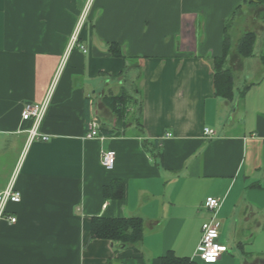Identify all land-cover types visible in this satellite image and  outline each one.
<instances>
[{
	"label": "crops",
	"instance_id": "0c3cea01",
	"mask_svg": "<svg viewBox=\"0 0 264 264\" xmlns=\"http://www.w3.org/2000/svg\"><path fill=\"white\" fill-rule=\"evenodd\" d=\"M225 26L232 101L213 91ZM263 60L264 0H0V192L13 176L21 196L7 205L16 222L0 221V264H160L169 251L200 263L210 219L227 248L215 264H264ZM125 66L133 76L140 66L142 130L117 128L102 103L129 87L114 79ZM49 90L39 127L49 140L27 145L21 112ZM91 121L99 136L86 139ZM113 180L123 197L111 207ZM206 198L220 207L208 212ZM106 213L144 221L137 251L89 239L91 218Z\"/></svg>",
	"mask_w": 264,
	"mask_h": 264
},
{
	"label": "trees",
	"instance_id": "16d2710c",
	"mask_svg": "<svg viewBox=\"0 0 264 264\" xmlns=\"http://www.w3.org/2000/svg\"><path fill=\"white\" fill-rule=\"evenodd\" d=\"M223 38V50L220 57L213 60V91L216 97L227 101H232L233 77L230 69L227 68V55L230 50V41L226 33ZM254 43V34L245 33L238 41L236 46L237 54L246 58L252 55V46ZM110 53L115 57L122 58L121 51L117 45L110 46ZM264 61V60H263ZM140 71V66L136 67ZM137 71V73H139ZM136 74H131L130 68L124 67L123 71L114 79L117 82L126 83L128 88L121 89L118 94L107 93L102 98L103 105L115 117L117 128H124L129 123H134L137 129L142 130V102L141 91L133 85ZM244 91L241 92V95ZM126 116H129L126 118ZM127 119H130L127 122ZM105 134H111V131L103 130ZM154 151V149L152 150ZM123 197V183L120 180H113L109 185L103 188V199L109 201V206H114L116 201ZM110 209V207H108ZM110 212V210L108 211ZM144 237V221L141 218H116L112 213H106L91 218L90 240H104L118 246V249L129 248L138 250ZM160 264H200L188 257H177L169 251L160 258Z\"/></svg>",
	"mask_w": 264,
	"mask_h": 264
},
{
	"label": "built area",
	"instance_id": "2783aa9c",
	"mask_svg": "<svg viewBox=\"0 0 264 264\" xmlns=\"http://www.w3.org/2000/svg\"><path fill=\"white\" fill-rule=\"evenodd\" d=\"M77 40V34H75L71 40L70 46L72 47ZM47 93L45 99L40 104H26L21 112V119L23 121L31 122V127L27 130V145L35 140L46 142L49 140L48 136H43L39 133L40 124L47 111L50 93ZM203 135L211 138L214 133L210 129H204ZM97 123L91 121L88 125V133L86 139H92L98 137ZM115 152L107 150L101 153L100 163L101 166L108 171H111L115 165ZM15 179L12 176L7 187L0 192V221L5 220L9 224H14L16 218L9 215L7 212V205L17 204L21 200L20 193L14 187ZM221 205V202L216 198H206L203 202V208L208 212H215ZM219 238V224L216 220L210 219L201 226V237L199 244L196 248L195 257L202 264H215L223 254L227 252V248L217 243Z\"/></svg>",
	"mask_w": 264,
	"mask_h": 264
},
{
	"label": "rangeland",
	"instance_id": "374dc122",
	"mask_svg": "<svg viewBox=\"0 0 264 264\" xmlns=\"http://www.w3.org/2000/svg\"><path fill=\"white\" fill-rule=\"evenodd\" d=\"M139 79H140V73H137L135 78L133 79L134 83L133 85L131 86L132 88H134V85L135 86H138L139 85ZM119 93V92H118ZM129 117V116H126V118ZM130 119H127V122H129ZM134 124V123H133ZM116 125V124H115ZM202 264V263H201Z\"/></svg>",
	"mask_w": 264,
	"mask_h": 264
}]
</instances>
